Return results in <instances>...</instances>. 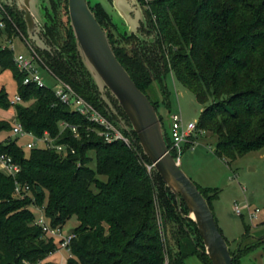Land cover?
Segmentation results:
<instances>
[{"label": "trees", "instance_id": "obj_1", "mask_svg": "<svg viewBox=\"0 0 264 264\" xmlns=\"http://www.w3.org/2000/svg\"><path fill=\"white\" fill-rule=\"evenodd\" d=\"M4 4L19 28L7 21L6 28H0V36L6 31L10 38L19 33L29 39L56 76L73 85L118 125L74 39L67 49L56 43L54 14L47 12L45 32L32 33L30 39L26 20ZM145 4L150 22L134 29L138 41L135 49L113 47L137 86L150 98L147 89L158 81L162 103L167 106L170 91L166 78L172 73L202 104L197 130L217 136L215 153L223 160L229 162L262 149L264 0H148ZM14 55L13 48H0V66L13 71L22 102L11 104L2 88L0 107L14 106L16 121L25 130L39 137L47 131L75 152L69 148L63 154L43 146H26L30 149L27 152L18 137L11 136L13 123L0 118V133L8 134L0 141V154L11 156L20 165L18 180L30 186L26 196L15 198L14 179L0 170V264H40L59 248V240L35 223L37 213L29 207L32 203L43 209L53 228L62 229L74 216L79 221L71 231L75 237L69 244L71 255L66 264H187L190 257L212 264L196 223L182 216V212H189L185 202L180 208L155 167L148 169L152 162L136 133L121 127L131 144L106 142L98 134V125L59 102L52 88L24 85ZM106 94L130 125L117 99L109 90ZM152 103L165 127L159 103ZM62 121L69 125L61 127ZM72 126L78 128V136ZM165 132L170 146V133ZM189 146L187 143L185 149ZM91 151L96 155L95 168L90 165ZM198 187L213 210L219 189ZM174 221L180 232L171 236L168 227ZM250 232L251 226L246 225L234 264H242L244 256L264 245L263 237H252Z\"/></svg>", "mask_w": 264, "mask_h": 264}, {"label": "rangeland", "instance_id": "obj_2", "mask_svg": "<svg viewBox=\"0 0 264 264\" xmlns=\"http://www.w3.org/2000/svg\"><path fill=\"white\" fill-rule=\"evenodd\" d=\"M2 1L5 3L4 0ZM88 1L91 8L101 17L103 21L102 26L109 36V39H112L113 47L128 51L134 50L138 41L132 23L137 22L139 18H142L145 22H150L145 11V1L148 0H136V10L139 18L137 16L136 18L133 17L134 9L132 10L129 0ZM44 7L47 9V12L55 16L56 43L67 49L73 38L77 47V39L71 23L69 0H46L42 2L41 8ZM17 12L23 17L22 12ZM8 13L11 19L7 18V21H10L15 28H19L14 16L9 11ZM15 16L18 17L17 14ZM4 47L13 48L16 55H29L30 53L25 39L19 33H14L10 38L7 32L4 31L0 36V48ZM40 72L46 85L50 88H55L56 81L49 71L41 68ZM166 83L170 91L169 105L167 106L162 103V87L158 81H154L147 89V92L152 101L159 103V112L164 115L165 120V127L164 125L163 127L169 134L168 118L170 113H180L186 123L198 122L203 106L199 103L195 94L179 82L172 73L168 74ZM2 88L8 93L10 100L19 92L18 82L13 71L11 69H3L0 66V90ZM107 99L111 101L108 94ZM0 118L7 119L14 124L16 122L15 107L12 106L9 109L0 107ZM7 135L6 132L0 133V141L4 140ZM11 136L13 138L18 137L19 143L25 147L27 152L30 151L26 147V144L28 141L33 140L32 137H19L13 134ZM197 140V143L193 147L185 149L182 153L181 165L186 174L198 186L219 189V198L213 202V212L224 236L229 240L230 249L232 251L236 250L242 240L243 234L246 233V225L251 226L250 234L252 237L264 238V147L227 162L215 153L218 141L216 135L204 132L197 137ZM90 155L93 158L90 165L95 168V152L91 151ZM0 170L3 171L2 169ZM101 178L106 180V177ZM14 197L22 198L17 195H14ZM235 204H239L242 208L249 205L250 210L253 211L258 208L259 212L257 213V217L251 218L249 209H244L243 215L236 214L234 209ZM29 207L37 214L42 209L35 203L30 204ZM182 216L186 221L190 218L189 212H182ZM161 221L160 218V225L162 226ZM78 224L79 221L77 218L75 216L72 217L63 226V233H70ZM162 231L161 229V234H163ZM168 232L171 236L174 235V232L176 234L180 232L179 225L176 221L169 224ZM171 236L170 239L174 240V237L171 238ZM70 255V251L61 249L54 255L47 257L40 264H66ZM187 264L204 263L197 257H190L187 259ZM243 264H264V245L257 247L247 255Z\"/></svg>", "mask_w": 264, "mask_h": 264}, {"label": "water", "instance_id": "obj_3", "mask_svg": "<svg viewBox=\"0 0 264 264\" xmlns=\"http://www.w3.org/2000/svg\"><path fill=\"white\" fill-rule=\"evenodd\" d=\"M69 10L78 52L109 105V111L116 116L118 125L136 133L144 153L176 196L179 207L181 208L182 201L185 202L212 264H234L233 260L242 240L232 254L207 199L169 151L163 122L156 107L118 59L109 36L91 9L89 1L69 0ZM25 20L32 39L34 22L29 12H26ZM107 90L117 99L130 125L107 99Z\"/></svg>", "mask_w": 264, "mask_h": 264}, {"label": "built area", "instance_id": "obj_4", "mask_svg": "<svg viewBox=\"0 0 264 264\" xmlns=\"http://www.w3.org/2000/svg\"><path fill=\"white\" fill-rule=\"evenodd\" d=\"M7 18L11 19L6 6L2 0H0V28L5 29L7 26ZM30 49L29 55L19 54L14 55V63L16 64L18 70L24 75L23 84H35L40 87H48L44 82L40 69L45 68L54 77L56 81L55 88H52L57 100L67 106H70L73 110L77 111L81 115L85 116L90 122L98 125V134L104 138L108 143L115 141H123L127 144H131V138L125 134L120 126L104 115L93 103L83 97L69 82L56 76L44 63L41 56L31 43V41L23 37ZM11 101V104L15 105L22 102V96L18 93ZM169 131H170V146H168L169 151L173 154L175 159L181 163V156L185 150L187 143L190 144L189 147H193L197 143V137L204 133V130H197V122L186 123L183 116L180 113H170L169 114ZM61 127L65 128L69 124L65 121L60 123ZM72 131L75 136H78V128L72 126ZM13 135L19 137L30 136L33 140L27 142L26 146L28 148L43 146L45 148L56 149L63 154L68 152L70 148L71 152L74 153L75 149L70 147L68 144H61L57 142V137L51 136L47 131L43 136L39 137L34 135L32 132H28L24 129L23 125L16 121L13 124ZM193 136L194 139H190ZM154 164H149L148 169L151 171ZM0 169L3 170L5 174L11 176L15 182L14 195L24 197L28 194L30 186L28 184H23L18 180V174L21 171V167L16 163L13 158L7 154H0ZM235 212L238 215H243L244 209H249L251 218L257 217L259 209L256 208L254 211L250 210V206H244L243 208L239 204H235ZM41 212V213H40ZM35 223L42 227L43 231L49 236H53L59 240L60 245L58 250L67 249L70 251V242L75 237V234L70 232L67 234L63 233L61 228H53L49 225L43 209L39 210V214L36 216ZM51 253V255H54ZM71 252V251H70Z\"/></svg>", "mask_w": 264, "mask_h": 264}, {"label": "flooded vegetation", "instance_id": "obj_5", "mask_svg": "<svg viewBox=\"0 0 264 264\" xmlns=\"http://www.w3.org/2000/svg\"><path fill=\"white\" fill-rule=\"evenodd\" d=\"M4 1L6 4L13 7L17 11L22 12L24 19L26 17V12H29L31 14L34 22L33 29L31 31L33 34L40 35L42 34V32H45L47 25V19H46L47 9L45 7L44 8L41 7H42V2L46 0H35V1L34 0H4ZM129 1L131 3L132 10L134 9L133 17L136 18L137 16L139 18V14L136 10L137 9L136 0H129ZM133 17L132 19H134ZM138 21L132 23L133 30L137 26H140L145 20L139 18Z\"/></svg>", "mask_w": 264, "mask_h": 264}, {"label": "crops", "instance_id": "obj_6", "mask_svg": "<svg viewBox=\"0 0 264 264\" xmlns=\"http://www.w3.org/2000/svg\"><path fill=\"white\" fill-rule=\"evenodd\" d=\"M181 166H182V165H181ZM249 254H250V253H249ZM249 254H248V255H249ZM246 256H247V255H246ZM246 256H244V257L241 259L242 264H243V261H244V259H245Z\"/></svg>", "mask_w": 264, "mask_h": 264}]
</instances>
